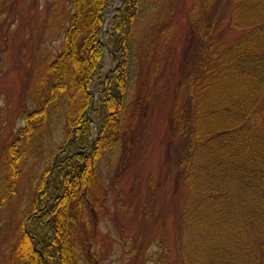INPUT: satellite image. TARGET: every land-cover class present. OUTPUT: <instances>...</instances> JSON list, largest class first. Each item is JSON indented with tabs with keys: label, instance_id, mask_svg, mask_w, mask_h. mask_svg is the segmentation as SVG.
I'll list each match as a JSON object with an SVG mask.
<instances>
[{
	"label": "trees",
	"instance_id": "16d2710c",
	"mask_svg": "<svg viewBox=\"0 0 264 264\" xmlns=\"http://www.w3.org/2000/svg\"><path fill=\"white\" fill-rule=\"evenodd\" d=\"M109 2L70 0L60 48L36 82L37 106L19 111L22 124L2 147L0 206L15 192L29 146L62 119L61 144L36 177L14 231L8 255L15 264H76L77 245L91 238L81 228L82 192L93 207L96 163L123 135L120 113L137 63L131 29L142 8V0H117L102 37L114 65L100 78L98 33ZM228 5L224 25L213 14L195 29V71L166 116L181 194L177 264H264V0ZM225 27L238 33L224 39ZM253 113L259 119L249 124ZM157 245L154 264H170Z\"/></svg>",
	"mask_w": 264,
	"mask_h": 264
},
{
	"label": "rangeland",
	"instance_id": "374dc122",
	"mask_svg": "<svg viewBox=\"0 0 264 264\" xmlns=\"http://www.w3.org/2000/svg\"><path fill=\"white\" fill-rule=\"evenodd\" d=\"M116 5L117 0H110L102 18L100 78L114 65L102 37ZM141 5L131 29L137 63L120 113L123 135L96 163L93 207L82 192L86 217L81 230L92 233L89 241L77 245L76 264H154L160 253L157 244L164 247L166 260L177 264L173 254L181 194L174 184L175 140L166 121L168 106L175 94L180 99L184 78L195 71V29L213 14L221 15L224 25L229 5L228 0H142ZM70 11V0H0V191L2 147L22 124L19 111L37 106L38 76L60 48ZM237 33L225 27L222 37ZM98 79L93 78L91 90ZM62 107L60 101L54 112ZM258 119L253 113L247 122ZM91 128L96 138L95 121ZM51 129V134L36 139L39 145L34 139L27 149L15 192L0 206V264H15L8 255L14 231L36 177L61 144L62 119L56 116Z\"/></svg>",
	"mask_w": 264,
	"mask_h": 264
},
{
	"label": "water",
	"instance_id": "95a60500",
	"mask_svg": "<svg viewBox=\"0 0 264 264\" xmlns=\"http://www.w3.org/2000/svg\"><path fill=\"white\" fill-rule=\"evenodd\" d=\"M101 33H102V27H101V30L99 31V34H98V39H99V40H101V37H100V36H101ZM101 41H102V40H101ZM103 45H105L104 42H103ZM108 70H109V68H108ZM108 70H107V71H108ZM94 126H95V124H94ZM91 143H92V141H91Z\"/></svg>",
	"mask_w": 264,
	"mask_h": 264
},
{
	"label": "bare ground",
	"instance_id": "6f19581e",
	"mask_svg": "<svg viewBox=\"0 0 264 264\" xmlns=\"http://www.w3.org/2000/svg\"><path fill=\"white\" fill-rule=\"evenodd\" d=\"M105 19H106V17H105ZM105 19H104V22H103V25H104V27H105V24H106V22H105ZM108 19V18H107ZM101 67V66H100ZM99 70V69H98ZM94 110V109H93ZM95 170V169H94ZM97 173V172H96Z\"/></svg>",
	"mask_w": 264,
	"mask_h": 264
}]
</instances>
